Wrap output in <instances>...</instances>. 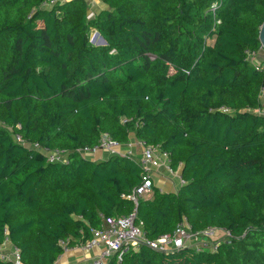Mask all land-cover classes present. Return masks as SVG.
Returning a JSON list of instances; mask_svg holds the SVG:
<instances>
[{
	"label": "trees",
	"instance_id": "trees-1",
	"mask_svg": "<svg viewBox=\"0 0 264 264\" xmlns=\"http://www.w3.org/2000/svg\"><path fill=\"white\" fill-rule=\"evenodd\" d=\"M44 1L0 0V244L55 264L61 240L85 243L104 217L133 211L140 162L80 152L107 133L181 169L177 192L154 185L139 201L148 240L184 218L226 233L213 248L141 244L108 264H264V60L250 56L264 0H102L93 16L88 0Z\"/></svg>",
	"mask_w": 264,
	"mask_h": 264
},
{
	"label": "built area",
	"instance_id": "built-area-1",
	"mask_svg": "<svg viewBox=\"0 0 264 264\" xmlns=\"http://www.w3.org/2000/svg\"><path fill=\"white\" fill-rule=\"evenodd\" d=\"M65 1L66 0H45L42 5L43 7H49ZM216 7L217 3H214L213 9ZM89 15L93 16L94 12L91 11ZM92 37L93 35H91V40ZM253 54L250 55L251 58ZM222 109L224 111H232L225 106H223ZM262 113H264V109L262 110ZM18 139L20 140V137H18ZM121 145V143L111 138L107 133H104L98 146L94 148L86 147L81 149L80 152L85 156V154L87 155L90 152L104 149L109 155L120 154L136 158L131 149L122 150ZM139 145L142 148V156L138 158V161L145 171L142 174L141 183L134 187L132 192L127 195L128 198L133 200L135 204L134 209L127 215L106 216L103 218V226L92 230L93 236L86 240L85 243H82V245L86 250L96 247L100 248L101 252L100 255L90 261L89 264H108L112 258H115L117 262L120 263L128 252L132 249L138 248L141 244H147L150 247L161 251H173L186 246H194L199 250L202 247L208 246V241L202 237L203 233L207 230L193 232L186 218L178 224L173 232L162 234L155 240L147 239L144 232L143 222L138 220V205L141 198L146 197V195L153 191V172L154 168L159 165L155 156V150L158 148L148 145L144 140H139ZM42 150L47 154L50 162L67 160V153L58 150H47L44 148ZM162 153L168 158L166 152ZM60 243L64 248V251H67L71 247L68 239L61 240ZM213 247H215V244ZM0 259L5 262H10V264H25L21 260L20 250L10 243L9 240L0 244Z\"/></svg>",
	"mask_w": 264,
	"mask_h": 264
},
{
	"label": "crops",
	"instance_id": "crops-1",
	"mask_svg": "<svg viewBox=\"0 0 264 264\" xmlns=\"http://www.w3.org/2000/svg\"><path fill=\"white\" fill-rule=\"evenodd\" d=\"M90 2V9L93 12L99 9L105 8L107 5L102 0H88ZM98 7V10H95ZM95 10V11H94ZM254 62L259 63L264 60V47L252 55ZM261 101L264 104V90L261 95ZM122 150L131 149L135 155V159L139 160L142 156V148L139 145V140L134 136L129 144H122ZM109 156L106 150L100 149L89 154H85V157L91 160L106 159ZM155 156L159 162V165L154 168L153 179L154 185L160 187L164 191L177 192L181 187L183 180L181 177V169L174 171L169 167L168 158L159 150H155ZM152 196V193L146 195V197ZM11 243V242H10ZM100 248H93L86 250L82 244L72 245L67 251H64L60 255L55 264H89L94 258L100 255Z\"/></svg>",
	"mask_w": 264,
	"mask_h": 264
},
{
	"label": "rangeland",
	"instance_id": "rangeland-1",
	"mask_svg": "<svg viewBox=\"0 0 264 264\" xmlns=\"http://www.w3.org/2000/svg\"><path fill=\"white\" fill-rule=\"evenodd\" d=\"M99 8L96 7L95 10H98ZM94 10V11H95ZM91 11H93L91 9ZM95 34V31H92L91 35H94ZM225 232L221 229H216V228H210L208 229L207 231H205L203 233V238H205V240L208 241V247H213V245L217 242H219L220 240L224 239L225 238Z\"/></svg>",
	"mask_w": 264,
	"mask_h": 264
},
{
	"label": "water",
	"instance_id": "water-1",
	"mask_svg": "<svg viewBox=\"0 0 264 264\" xmlns=\"http://www.w3.org/2000/svg\"><path fill=\"white\" fill-rule=\"evenodd\" d=\"M259 38L260 41L262 43V47H264V22L262 23L261 27H260V33H259ZM92 41L96 42L98 44H105L106 40L104 39V37L100 34L99 31H96L95 34L92 37Z\"/></svg>",
	"mask_w": 264,
	"mask_h": 264
}]
</instances>
